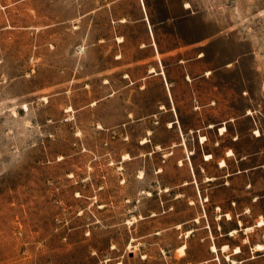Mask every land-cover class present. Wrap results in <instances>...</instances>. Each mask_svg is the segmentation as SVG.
Returning a JSON list of instances; mask_svg holds the SVG:
<instances>
[{"label": "rangeland", "instance_id": "1", "mask_svg": "<svg viewBox=\"0 0 264 264\" xmlns=\"http://www.w3.org/2000/svg\"><path fill=\"white\" fill-rule=\"evenodd\" d=\"M261 217L264 0H0V264H264Z\"/></svg>", "mask_w": 264, "mask_h": 264}, {"label": "bare ground", "instance_id": "2", "mask_svg": "<svg viewBox=\"0 0 264 264\" xmlns=\"http://www.w3.org/2000/svg\"><path fill=\"white\" fill-rule=\"evenodd\" d=\"M187 6H188V5H187ZM150 70L153 71V70H154V67H151ZM225 129H226L225 125H222V126L220 127V132H221V133H224V132H225ZM232 153H233V151H232L231 149H229L228 154H232ZM211 156H212L211 153H207V154H206V158H207V159L211 158ZM225 164H226V161H225V159L222 158V159L220 160V165H221V166H224ZM228 216H230V213H228ZM257 224H258V225H263V224H264V218L261 217V218L258 220ZM249 228H251V226H250ZM228 247H229L228 244H224V245L222 246V249H223V250H226ZM254 248L257 249V250H262V249H264V244H263V243H257V244H255ZM179 249H180L181 251L184 252V245L181 246ZM212 250H213V251H214V250H217V246H216V245H212ZM237 250H239V251H237ZM240 251H241V250H240V247H239V246H236V247H235V251H234V253H239ZM181 254H182V253H181Z\"/></svg>", "mask_w": 264, "mask_h": 264}, {"label": "snow or ice", "instance_id": "3", "mask_svg": "<svg viewBox=\"0 0 264 264\" xmlns=\"http://www.w3.org/2000/svg\"><path fill=\"white\" fill-rule=\"evenodd\" d=\"M237 251H239V250H237Z\"/></svg>", "mask_w": 264, "mask_h": 264}]
</instances>
